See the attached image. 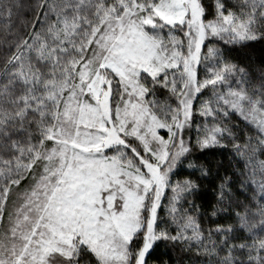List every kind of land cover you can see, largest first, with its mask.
<instances>
[{"label": "snow or ice", "instance_id": "snow-or-ice-1", "mask_svg": "<svg viewBox=\"0 0 264 264\" xmlns=\"http://www.w3.org/2000/svg\"><path fill=\"white\" fill-rule=\"evenodd\" d=\"M22 6L0 0L13 37L0 66V264H148L158 242L195 247L208 264H264V161L254 204L221 180L210 215L225 222L205 232L196 199L212 168L189 160L193 125L202 152L224 148L233 116L257 133L251 153V137L232 144L246 167L264 151V66L256 77L232 55L264 42V0H215L214 11L204 0H36L26 36L13 33Z\"/></svg>", "mask_w": 264, "mask_h": 264}, {"label": "trees", "instance_id": "trees-1", "mask_svg": "<svg viewBox=\"0 0 264 264\" xmlns=\"http://www.w3.org/2000/svg\"><path fill=\"white\" fill-rule=\"evenodd\" d=\"M240 2L241 0H227V3L230 5L239 4ZM20 3L23 6L13 15V33L26 36L32 31V23L35 20V13L32 6L36 3V0H20ZM204 3L209 6L210 10L214 11L212 5H214L215 0H204ZM237 10L239 9L237 8ZM37 28H39V24H37ZM12 40L13 37L11 35H8L6 38V34L0 31V66H2V59L6 53L7 45ZM232 55L242 65H250L251 68L257 70L255 75L258 77V69L264 66V42H253L248 48L237 49ZM207 95H210V92ZM149 98L151 99V97ZM158 99L163 103L166 100V96L159 94ZM196 107L199 108L197 105ZM200 122L202 121L197 116V123ZM223 124L231 128L232 133L236 137L235 141H232L231 138L226 139L224 143L227 146L224 148L217 147L215 149H206L202 152L195 144V125H193L191 134L193 150L189 160L197 164H209L212 168V176L209 179L201 181V191L196 199V203L201 205V214L198 216V219L205 229V232H207L209 227L215 226L214 222H225L223 213L218 217H212L210 215L211 204L215 200V189H217L221 180L226 177L230 178V188L234 201H239L241 204H254L253 197L258 194V187L252 183V180L253 178L257 181L260 180L258 166L260 161H264V151L257 149L253 158V164H248L246 167L247 157L239 156L232 148L233 143L243 145L251 137L252 145L249 148V153H251V149L256 146L255 140L257 136L253 126L247 125L238 116L224 120ZM225 135L227 136V133ZM185 138L188 137L185 136ZM253 165L257 169V175L255 177L251 174ZM189 171L191 170L188 168V161H185L181 166L180 175L173 177V179H183ZM196 175H199V173L197 172ZM28 182V180L22 181L21 190ZM242 185H246V187L242 188ZM159 215L162 219H167L163 208L160 209ZM93 259L94 257H91L90 254H84L80 258L81 264H89ZM148 264H208V258L203 254H198L195 247L189 251L180 245L173 246L171 243L158 242L148 257Z\"/></svg>", "mask_w": 264, "mask_h": 264}, {"label": "rangeland", "instance_id": "rangeland-1", "mask_svg": "<svg viewBox=\"0 0 264 264\" xmlns=\"http://www.w3.org/2000/svg\"><path fill=\"white\" fill-rule=\"evenodd\" d=\"M210 92V95H211V91L209 90ZM197 106L199 107V103L197 104ZM161 134L165 135L166 136V130H161ZM187 136V135H186ZM187 139V138H185ZM23 190V189H22Z\"/></svg>", "mask_w": 264, "mask_h": 264}]
</instances>
